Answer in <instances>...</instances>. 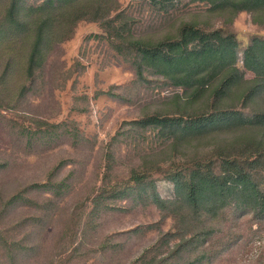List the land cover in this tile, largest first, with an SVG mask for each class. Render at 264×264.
I'll return each instance as SVG.
<instances>
[{"label":"trees","instance_id":"16d2710c","mask_svg":"<svg viewBox=\"0 0 264 264\" xmlns=\"http://www.w3.org/2000/svg\"><path fill=\"white\" fill-rule=\"evenodd\" d=\"M147 1L163 8L175 0ZM206 1L210 3L209 11L226 15L225 21L231 22L237 13L247 10L255 22L264 23V0ZM117 6V0H3L0 108H16L41 84L49 54L58 41L73 35L80 19L99 20L112 47L135 67L137 79L142 81L152 74L179 87L181 91L173 95V100L180 106L128 120L123 129L117 130L115 143L111 142L105 152L108 167L104 183L86 197L93 203L92 208L83 213L78 204L73 216L86 214V222H90L114 208L126 192L146 196L160 208L163 219L173 218V227L126 264H214L230 247L226 241L239 239L245 214L264 222V37L255 35L244 49V65L255 73L246 78L237 64L238 41L233 33L184 21L175 33L147 38L124 26L123 19L130 16ZM201 98H205V105L194 107ZM55 127L72 130L63 121L45 131L57 130ZM148 132L154 136L149 142L153 151L206 134L218 136L213 147L183 160L170 158L164 167L148 160L150 150L144 151L139 154L143 162L131 168L129 180L133 184L107 183L108 168L119 162L114 147L119 146L120 136L139 141ZM222 133L224 136H220ZM7 164V160L0 162V169ZM154 170L174 184V197H163L158 191ZM44 185L54 196L41 203L29 196L42 187L41 183L27 184L2 199L0 224L19 200L37 203L40 214L29 216V223L51 217L52 208L58 205L56 198L70 183L50 179ZM23 222L26 220L19 224ZM67 228L73 229L70 225ZM83 232L87 233L86 227ZM77 234L72 233L73 240ZM171 241V249L161 253L163 245ZM18 244L4 238L3 246L12 248L9 257H13V245Z\"/></svg>","mask_w":264,"mask_h":264},{"label":"rangeland","instance_id":"374dc122","mask_svg":"<svg viewBox=\"0 0 264 264\" xmlns=\"http://www.w3.org/2000/svg\"><path fill=\"white\" fill-rule=\"evenodd\" d=\"M117 5L130 16L123 19L124 26L147 38L175 33L184 21L233 33L238 41V66L246 78L255 75L244 65V49L255 35L264 37V23L255 22L251 12L242 10L228 22L225 14L208 10L210 3L206 0H175L163 8L147 0H117ZM147 76L142 81L137 79L135 67L112 47L99 20L82 18L73 35L58 41L49 54L41 84L16 108H0V162L8 161L0 169V206L2 199L27 184L41 183V188L29 193L41 203L54 196L44 183L50 179L70 183L56 198L58 205L52 208V216L42 221L29 223L27 219L40 214L37 203L19 200L10 208L0 224V264H126L172 229L173 218L163 219L151 198L133 192L124 193L114 208L90 222H86V214L73 216L78 204L83 213L92 208L86 197L104 183L108 167L105 152L111 142L115 143L117 130L123 129L128 120L180 106L173 100V95L181 91L179 87L161 76ZM193 105L203 107L205 98ZM63 121L72 130L55 127L57 130L45 131ZM29 131L31 136L27 135ZM216 136L206 134L169 143L155 151L150 150L149 142L154 137L150 132L139 141L120 136L119 146H113L119 162L108 168L107 183L133 184L129 180L131 168L143 162L140 155L144 151L150 150L146 158L164 167L170 158L183 160L213 147ZM153 176L163 197L175 196L174 184L161 171L154 170ZM241 222L239 239L226 241L230 247L214 264H264V222L248 214ZM137 226L139 231L134 230ZM74 231L78 234L73 240ZM4 238L19 243L13 245V257L8 255L12 248L3 246ZM172 245V241L164 244L159 251L166 254Z\"/></svg>","mask_w":264,"mask_h":264}]
</instances>
